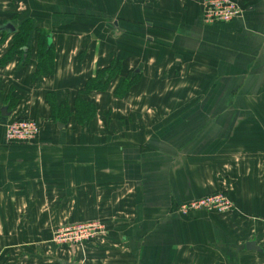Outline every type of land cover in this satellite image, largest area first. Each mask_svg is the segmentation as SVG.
<instances>
[{"label": "crops", "instance_id": "0c3cea01", "mask_svg": "<svg viewBox=\"0 0 264 264\" xmlns=\"http://www.w3.org/2000/svg\"><path fill=\"white\" fill-rule=\"evenodd\" d=\"M236 1L239 18L204 23L202 0H0V25L30 19L54 60L34 76L35 32L26 62L0 64V264H264V0ZM115 60L86 95L93 118L54 122L47 94L72 106ZM15 115L38 123L36 142L5 140ZM217 190L231 212L176 211ZM93 220L95 241L49 242Z\"/></svg>", "mask_w": 264, "mask_h": 264}, {"label": "built area", "instance_id": "2783aa9c", "mask_svg": "<svg viewBox=\"0 0 264 264\" xmlns=\"http://www.w3.org/2000/svg\"><path fill=\"white\" fill-rule=\"evenodd\" d=\"M132 2H145L149 0H131ZM202 20L204 23L231 22L242 14V9L236 0H202ZM40 133L38 123L21 116H14L5 124V140L7 142H22L31 144L35 142ZM233 209L225 191L209 193L197 199L181 203L176 211L186 216L197 211L215 214H224ZM105 231V225L98 220L69 223L58 228L53 234V241L64 247L80 245L83 242L96 238Z\"/></svg>", "mask_w": 264, "mask_h": 264}, {"label": "trees", "instance_id": "16d2710c", "mask_svg": "<svg viewBox=\"0 0 264 264\" xmlns=\"http://www.w3.org/2000/svg\"><path fill=\"white\" fill-rule=\"evenodd\" d=\"M38 34L37 40V62L34 76L51 75L54 71L53 50L49 41L48 34L36 27L30 19L22 20L16 30L11 35V45L0 58V64L8 62L13 57H17L20 61L26 62L29 51V41L34 33ZM0 38H4L8 33H0ZM116 61V60H115ZM112 61L108 67L99 70L96 76L89 78L83 89L79 90L73 105L67 103H57L53 95L47 94V100L50 104V114L54 122L62 125L72 117L78 125L88 122L95 114V104L88 99L86 95L93 90L104 91L109 81L120 72V61ZM136 76L124 78L119 82L114 90L117 97H123L129 90L130 86L135 82Z\"/></svg>", "mask_w": 264, "mask_h": 264}, {"label": "water", "instance_id": "95a60500", "mask_svg": "<svg viewBox=\"0 0 264 264\" xmlns=\"http://www.w3.org/2000/svg\"><path fill=\"white\" fill-rule=\"evenodd\" d=\"M15 30H16L15 24L10 22V21L0 25V33L6 32L9 34V33H14ZM2 113H4V112H2ZM245 246H246V248H255L256 247L253 241H249V242L245 243ZM72 264H77V263H72Z\"/></svg>", "mask_w": 264, "mask_h": 264}, {"label": "rangeland", "instance_id": "374dc122", "mask_svg": "<svg viewBox=\"0 0 264 264\" xmlns=\"http://www.w3.org/2000/svg\"><path fill=\"white\" fill-rule=\"evenodd\" d=\"M217 191H222V190H217ZM214 192H216V191H214ZM230 212H231V211H230ZM227 213H228V212H227ZM224 214H226V213H224ZM68 224H69V223H68ZM63 225H66V224H62V225L59 224L58 227H56V228L54 229V232H56V231L58 230V228L61 227V226H63ZM53 234H54V233H53ZM92 241H95V239H94V238H91V240L86 241V242H83V243L80 244V245H83L84 243H90V242H92ZM49 242L51 243V245H53V246L56 247V248H72V247L77 246V245H73V246H64V247H62V246L56 244V243L53 241V239H51Z\"/></svg>", "mask_w": 264, "mask_h": 264}]
</instances>
